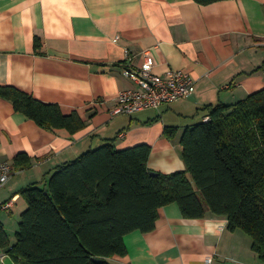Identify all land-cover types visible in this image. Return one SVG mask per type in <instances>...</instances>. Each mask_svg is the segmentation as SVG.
Here are the masks:
<instances>
[{
	"label": "crops",
	"instance_id": "1",
	"mask_svg": "<svg viewBox=\"0 0 264 264\" xmlns=\"http://www.w3.org/2000/svg\"><path fill=\"white\" fill-rule=\"evenodd\" d=\"M147 60L161 75L189 72L195 90L160 109L114 113L119 92L135 88L126 62ZM6 85L87 121L74 133L45 128L0 96V158L14 168L0 189V221L14 243L27 208L21 189L46 183L107 140L118 149L148 144L151 170H184L182 136L208 107L264 88V0H0V89ZM19 154L31 164L16 166ZM125 242L127 253L112 264H203L208 255L213 264H264L251 236L229 229L227 217L186 218L176 203L159 209L154 230L133 231ZM3 262L16 264L8 253Z\"/></svg>",
	"mask_w": 264,
	"mask_h": 264
},
{
	"label": "trees",
	"instance_id": "2",
	"mask_svg": "<svg viewBox=\"0 0 264 264\" xmlns=\"http://www.w3.org/2000/svg\"><path fill=\"white\" fill-rule=\"evenodd\" d=\"M0 96L45 128L74 133L87 124L78 112L65 114L11 85ZM208 109L209 120L182 136L184 170L154 175L148 144L118 149L116 139L107 140L60 165L46 183L22 188L27 208L16 241L0 221V247L16 264H112L127 253V234L154 230L159 209L176 203L186 218L227 217L229 229L251 236L264 262V88ZM30 164L16 157V166Z\"/></svg>",
	"mask_w": 264,
	"mask_h": 264
},
{
	"label": "built area",
	"instance_id": "3",
	"mask_svg": "<svg viewBox=\"0 0 264 264\" xmlns=\"http://www.w3.org/2000/svg\"><path fill=\"white\" fill-rule=\"evenodd\" d=\"M125 73L135 83V88L122 90L118 94V104L114 113H136L146 109H160L163 105L181 99H186L195 90L196 80L187 71L169 69L165 75L154 71V63L145 61L142 65L132 67L127 64ZM209 120V117L204 119ZM12 164L0 158V189L3 188L13 174ZM11 203L3 204L9 207ZM7 254L0 255V264H5L3 258ZM214 256L208 255L203 264H213Z\"/></svg>",
	"mask_w": 264,
	"mask_h": 264
},
{
	"label": "water",
	"instance_id": "4",
	"mask_svg": "<svg viewBox=\"0 0 264 264\" xmlns=\"http://www.w3.org/2000/svg\"><path fill=\"white\" fill-rule=\"evenodd\" d=\"M151 173L155 175V174H157L158 172L155 171V170H151ZM94 259H95V260H98V261L101 260L100 257H95Z\"/></svg>",
	"mask_w": 264,
	"mask_h": 264
},
{
	"label": "rangeland",
	"instance_id": "5",
	"mask_svg": "<svg viewBox=\"0 0 264 264\" xmlns=\"http://www.w3.org/2000/svg\"><path fill=\"white\" fill-rule=\"evenodd\" d=\"M11 233L13 234V232H12V231H11ZM11 233H10V234H11Z\"/></svg>",
	"mask_w": 264,
	"mask_h": 264
}]
</instances>
